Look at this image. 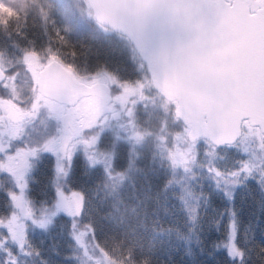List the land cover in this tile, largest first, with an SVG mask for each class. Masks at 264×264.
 <instances>
[{"label":"snow or ice","instance_id":"snow-or-ice-1","mask_svg":"<svg viewBox=\"0 0 264 264\" xmlns=\"http://www.w3.org/2000/svg\"><path fill=\"white\" fill-rule=\"evenodd\" d=\"M21 7L23 23L0 3L17 16L15 23L0 18V180L10 185H0L7 187L0 264H52L34 236L64 215L71 264H154L147 235L201 245L209 202L198 191L202 182L228 202L250 180L264 191V0H30ZM30 15L45 42L30 37ZM81 30L120 50L124 65L80 59L66 37ZM45 154L55 157V194L33 200L29 183ZM81 157L85 176L102 168L94 195L68 188ZM150 175L163 176L154 198L177 200L182 224L163 228L146 211L147 197L126 195ZM228 221L215 247L226 264H253L250 227L234 210ZM257 255L264 264V247Z\"/></svg>","mask_w":264,"mask_h":264},{"label":"trees","instance_id":"trees-1","mask_svg":"<svg viewBox=\"0 0 264 264\" xmlns=\"http://www.w3.org/2000/svg\"><path fill=\"white\" fill-rule=\"evenodd\" d=\"M52 2L55 3L56 0H52ZM0 3L18 14L21 23H23L25 8L21 5L30 3V0H0ZM0 18L9 19L11 23H15L17 16L9 17L6 12L0 10ZM53 19L58 20V17L53 16ZM56 27L61 28L63 25L57 23ZM48 28L51 29V24L48 25ZM27 29L30 37H35L38 42L46 41L47 38L42 35L41 22L34 15L28 16ZM61 34L63 35V33ZM66 39L69 41V45L81 54L80 59H87L92 63L107 62L113 65H124L126 57L120 50L110 44L93 39L85 30L73 33ZM82 168V157L79 160H74L73 180L68 188L70 191H84L86 194L94 195L96 186L103 177L102 168L98 166L95 170H91L87 176L83 174ZM54 180L55 157L45 154L37 169L34 170L33 179L29 183L30 198L33 200L50 199L55 194ZM163 183V176L150 175L140 179L138 188L131 190L126 195L147 197L146 211L150 216L155 213L156 219L159 220L163 228H169L175 224H182L183 217L180 215L177 200L170 197H163L160 200L154 198L155 194L162 190ZM0 185H7V181L0 180ZM7 187L0 190V211L3 210L7 200ZM199 190H202L203 195L209 201L206 210H201V245L193 243L189 246L175 236H161L153 239L151 235H147L144 237L145 248L151 245L154 264H226L228 259L226 252L222 247L215 246L226 238L229 210L238 213L243 227H250V238L254 239L257 246L252 257L253 264H260L257 252L260 247H264V191L261 190L258 179L248 181L246 187L240 188L235 193L231 202H228L223 194L214 186H210L207 181L202 182ZM70 191L67 194H70ZM58 219L60 225L51 232L36 230L34 242L38 249L44 253V258L50 259L52 264H71L72 240L69 235L71 218L64 215L62 219L59 217Z\"/></svg>","mask_w":264,"mask_h":264}]
</instances>
